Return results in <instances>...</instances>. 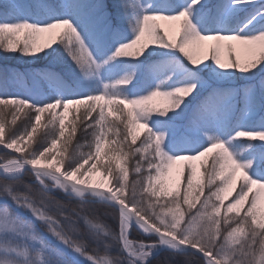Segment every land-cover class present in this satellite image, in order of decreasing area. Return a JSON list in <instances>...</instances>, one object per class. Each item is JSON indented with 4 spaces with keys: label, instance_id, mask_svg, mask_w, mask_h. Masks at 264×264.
<instances>
[{
    "label": "snow or ice",
    "instance_id": "1",
    "mask_svg": "<svg viewBox=\"0 0 264 264\" xmlns=\"http://www.w3.org/2000/svg\"><path fill=\"white\" fill-rule=\"evenodd\" d=\"M0 50V264H264V0H4Z\"/></svg>",
    "mask_w": 264,
    "mask_h": 264
},
{
    "label": "trees",
    "instance_id": "2",
    "mask_svg": "<svg viewBox=\"0 0 264 264\" xmlns=\"http://www.w3.org/2000/svg\"><path fill=\"white\" fill-rule=\"evenodd\" d=\"M3 56V53H2V50H0V57ZM15 57V58H13ZM18 54H8V58L7 60H3L2 58H0V69H3L5 67H8V68H15L17 69L18 71L20 72H24L26 70H28L29 68H35V69H39L41 67H44L45 66V62L44 63H37V64H34L32 66H26V67H22L21 66V62L19 61L20 57ZM8 91H15V89H8ZM81 111H83V109H81ZM80 111V112H81ZM8 119L10 120L11 119V115L9 114L8 116ZM109 119H114V117H110ZM26 121H24V114L21 113L20 114V119L17 120V124L16 126L17 127H20L22 126L23 123H25ZM72 122V113L69 114V117L67 116L66 119H65V124L66 126L70 125ZM121 128L123 129V125L121 124ZM46 131V129L43 130V132H38L36 134H34V139L35 138H39V136L41 134H43L44 132ZM69 135L68 131H66V134H65V138H67ZM137 135H138V140H137V146L140 144V141L143 139L144 137V130L143 129H137ZM80 134L79 132L77 133V137H79ZM75 139L76 138H73V143H75ZM89 140H91V137L89 136L88 138ZM130 142V140H129ZM80 143L83 144L85 143V141L83 140V138H80ZM61 147H63V143L61 144ZM113 146L112 145H109L108 148L105 149V152L106 153H110L111 152V148ZM85 151H87V149H85ZM5 159L4 157V152H0V160H3ZM211 159H212V156H210V159L208 160V163L205 165V167H207L208 165H210L211 163ZM102 161H104V164L107 163V161H105L103 158H102ZM113 163V167L115 166L114 162ZM103 165V164H102ZM186 171V169H185ZM201 171H204V169H201ZM134 178L133 174L130 173V179ZM33 180V178L29 175V176H26L25 177V182L28 183V182H31ZM204 181L206 183L207 181V176L205 175L204 177ZM217 183H219V181H217ZM183 187V185H182ZM205 193H207V188H205ZM201 199H203V197H201ZM225 203H230V202H227L225 201ZM97 207H100V206H97ZM197 207H199V204H197ZM246 207V206H245ZM243 214V212H241V215ZM234 215V214H232ZM101 220L104 224L108 225L109 228H111L114 232H116L118 234V231H119V228H118V219H113L112 218V215H102L101 216ZM130 238L133 239V240H142V239H146V237H142L141 235H139L136 230H133L131 231V235H130ZM109 243H111V241H109ZM119 246L117 245L116 248H118ZM101 254H103V250L101 249ZM116 251H113L112 252V255H116Z\"/></svg>",
    "mask_w": 264,
    "mask_h": 264
},
{
    "label": "rangeland",
    "instance_id": "3",
    "mask_svg": "<svg viewBox=\"0 0 264 264\" xmlns=\"http://www.w3.org/2000/svg\"><path fill=\"white\" fill-rule=\"evenodd\" d=\"M4 0H0V4H3ZM162 24V27L166 28L170 33H174L175 30H176V25H172V24H164L163 22H160ZM53 35V34H43L39 37V42L41 44L45 43L49 38L50 36ZM226 43H232L234 44V46L237 48L238 50V53L239 55L241 56V59L243 60L246 56V53L245 51L243 50V48L239 45H235V42H226ZM223 55L226 57L228 55L227 53V49L224 50L223 52ZM20 57V56H19ZM18 57V58H19ZM20 62H21V66L22 67H26V66H32V65H25L24 62H23V59L20 57L19 58ZM38 63H44L43 61H40ZM37 64V63H35ZM34 65V64H33ZM153 106L155 107H164V101L160 98H157L155 101H153ZM77 108H79V111H81V109H83V106H76ZM84 110V109H83ZM82 112V111H81ZM72 113V109H70V112L69 114ZM69 114L66 115V117L68 116L69 117ZM65 117V119H66ZM110 118V117H109ZM47 121V114H45L44 117H42L41 119V126L37 129V133L38 132H43V130L45 129L44 128V124L46 123ZM0 152H8L9 155H17L16 153H11L10 150H7V149H3V146H0ZM211 156V155H210ZM210 156L209 157H206V158H202L203 161H206V164L208 163V160L210 159ZM102 164H104V161H101ZM189 162L188 161H181L179 162V164L173 169V172L172 174L170 175V177L168 178V181H167V186L169 188V190H172L174 189V186H175V181H176V178H177V171L180 169V168H183L186 164H188ZM197 166V169H198V179H199V173L201 172V161H196L194 162ZM91 181H93V179L95 180H98L97 183H107L105 180H104V177L101 175V173L97 172L95 174H93L90 178H89ZM96 183V184H97ZM239 188V184H237V190ZM256 189L254 188L253 189V192H255ZM234 196H235V192H230L228 194V198L225 200L227 202H231V199H234ZM249 199H251V196L249 197ZM247 206V205H245ZM258 214L259 215H264V203L261 204V206L258 208ZM139 235L140 232L139 231H136ZM131 235V234H130ZM142 237H145L143 235H141Z\"/></svg>",
    "mask_w": 264,
    "mask_h": 264
},
{
    "label": "bare ground",
    "instance_id": "4",
    "mask_svg": "<svg viewBox=\"0 0 264 264\" xmlns=\"http://www.w3.org/2000/svg\"><path fill=\"white\" fill-rule=\"evenodd\" d=\"M98 180L93 179V181H91L93 184H96Z\"/></svg>",
    "mask_w": 264,
    "mask_h": 264
}]
</instances>
